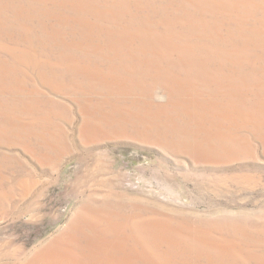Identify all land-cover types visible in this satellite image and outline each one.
I'll use <instances>...</instances> for the list:
<instances>
[{"label":"rangeland","instance_id":"1","mask_svg":"<svg viewBox=\"0 0 264 264\" xmlns=\"http://www.w3.org/2000/svg\"><path fill=\"white\" fill-rule=\"evenodd\" d=\"M0 264H264V0H0Z\"/></svg>","mask_w":264,"mask_h":264}]
</instances>
